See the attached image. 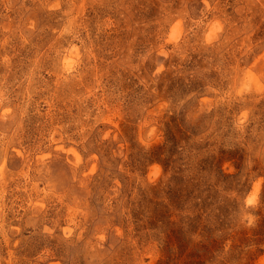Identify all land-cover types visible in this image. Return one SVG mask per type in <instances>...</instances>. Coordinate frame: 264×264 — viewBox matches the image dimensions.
<instances>
[{"label": "rangeland", "instance_id": "374dc122", "mask_svg": "<svg viewBox=\"0 0 264 264\" xmlns=\"http://www.w3.org/2000/svg\"><path fill=\"white\" fill-rule=\"evenodd\" d=\"M0 264H264V0H0Z\"/></svg>", "mask_w": 264, "mask_h": 264}]
</instances>
